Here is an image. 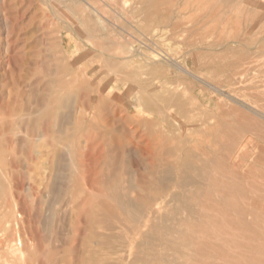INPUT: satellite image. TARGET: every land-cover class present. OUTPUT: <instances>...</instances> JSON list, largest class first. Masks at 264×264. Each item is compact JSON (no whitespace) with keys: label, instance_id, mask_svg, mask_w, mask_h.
<instances>
[{"label":"rangeland","instance_id":"obj_1","mask_svg":"<svg viewBox=\"0 0 264 264\" xmlns=\"http://www.w3.org/2000/svg\"><path fill=\"white\" fill-rule=\"evenodd\" d=\"M87 1L0 0V104H11L14 111L12 116L3 115V112H0V122L11 120L14 125L12 127H17L16 129L12 128V133H6L8 139L11 135L16 144H19L17 151L12 154L15 162L18 159L21 167H25L29 163L33 166L31 173L34 178H26L24 186L26 195L28 194L26 204L33 207L31 224H33L34 234L37 233L36 236H38L34 238L33 235H29L28 227L25 230L18 229V227L15 230L5 229L8 225L6 223L13 218L11 211L13 201L8 193L7 197L4 195L3 199L0 198V264H41L39 260L44 261L42 264H104L97 262L89 254L90 252L93 254L96 250L101 251L97 241L98 236L102 235L101 237H103L104 233H108L105 236H110L116 246L119 243L115 237L117 232H105V230L94 228L85 219L87 217L85 215H88L86 211L89 212L91 208L97 207L93 206L95 205L94 201L93 204L88 202L84 204L86 197L80 198L78 200L82 202L80 207L71 202L68 191L71 186L69 176L72 162L69 159L70 154L67 148L63 150L64 158H66L60 160L59 163L56 160L54 152L57 148L56 136L59 135L58 132H55V136L52 133H46L39 127V132L44 133L42 138L37 139V135L29 136L31 139V147H29L33 154V157L29 159L26 157V149L24 153L20 149L21 142L27 135L28 120L26 119L33 120L40 107L43 110L48 109L50 102L53 101L51 96L55 89V78L58 77L59 70L61 67L63 68L64 63L69 62V58H71L72 61L75 59L76 68L90 62L96 65V61L100 58L99 55L104 50L100 53L92 46V43L105 41L110 46L109 41L112 39L113 41L118 39L119 42L122 40V43L126 42V39L135 41V43H139L140 39H151L156 50L163 53V49H165L170 55L173 54V58L176 60L180 59L181 63L185 62L183 65L189 62L188 67L197 75H195L196 77L185 75L181 79V81L183 80L181 89L185 92L186 97L184 99H188V103L191 99L193 102L196 100L195 103L199 102L198 106L204 102L209 107L203 108V114H200L203 118L198 115L199 113H194L201 112L199 109L193 107L194 109L191 110L192 106L189 108L192 105L190 103L187 110L182 109L186 110L185 113L182 110L176 112L177 115L180 113V115H176L177 119L181 120L182 118L183 123L187 118L190 119V121L187 120V124L185 123L184 134L180 133L182 137L186 133H198V124L208 117L207 113H216V120L220 124L218 131H199L202 136L200 133L198 134L200 136L196 135L197 133L190 134L191 139L196 137L195 141H201L205 150L209 149L210 151H208V155L202 154V158L198 162L195 159L197 164L195 160L190 162V166L193 164L194 169L191 170L193 167H184L186 174L193 175V179H191L193 184H189L186 188L188 192L186 190L179 191L181 199L169 203L168 216L163 217L162 221L161 219L157 221L156 227L148 232L147 236L149 237H144V241L142 238H140L141 240L133 239L134 243L130 249L129 239L133 233L125 232L124 241L122 240L124 244L122 243L120 250L121 260H117L119 258L117 254L107 248L111 246L110 243V246L108 245L102 252L108 251V254L111 252L109 255H113L112 261L116 260L117 264H130V261L133 264L149 262V264H264V0H261L262 2L260 0H233L234 2L231 4H229V0H128L130 2L127 4L123 0ZM81 10L85 11V14H81ZM95 12L96 14H93ZM261 13L263 14L261 15ZM87 14L88 16H86ZM90 14L93 17L89 19ZM105 17L107 20L109 19L108 23ZM81 18H83V22ZM71 26L74 27L73 30L70 29ZM96 26L98 27L96 28ZM106 28L108 30H104ZM110 29H114V31L111 32ZM85 31L90 34L87 36ZM108 32L109 36H107ZM90 35H97L98 37H95L98 39L96 40ZM114 36H119V38ZM205 41L208 44L204 43ZM197 44H200V49ZM87 45L91 49H88ZM195 46L196 48H194ZM77 49L80 51H76ZM85 50H92L96 53L93 52L94 54L80 61L79 55L86 52ZM75 53L77 54L75 55ZM65 54L67 55L65 56ZM59 58L61 61L64 60V63L58 60ZM165 67L167 66L163 68L165 69ZM214 85L217 86V89ZM70 96L71 98H65L66 100L61 102L59 107V111L63 116H66L64 117L67 120L62 117L64 119L58 121L59 124L50 123L51 128L60 130V128L72 126L71 123L74 121L72 117L75 119L76 110L80 106L71 100L74 95ZM251 108L255 109V112ZM185 115L188 116L185 117ZM219 117L223 118L222 120L225 119L224 122L220 121ZM194 118L197 120L195 121ZM177 133H173V136L176 134L181 137ZM175 136L170 145L174 144L176 137L178 138ZM197 136L201 138L198 139ZM212 139L214 144H211L213 143ZM222 143L225 146L221 145ZM223 147L225 148L223 149ZM21 155L22 157H19ZM213 159L217 160L214 164ZM36 164L38 167L35 168ZM199 164H202L203 167ZM206 164H208V168ZM138 170L140 173H145L143 168H136L134 173L138 176L141 175ZM198 179L202 181V186ZM195 181L197 183H194ZM46 182L52 188L49 192L44 193L46 191L42 189L47 185ZM203 184L206 185V188ZM169 185L165 182L163 186L169 189L171 187ZM173 190L177 191V188ZM92 196L94 195L92 194ZM97 212L103 218L102 210ZM110 219L112 222H116L117 218L111 217ZM73 221L75 224L77 222V227H74ZM117 221L119 220L117 219ZM119 233H123V231L119 230ZM86 234L90 235V240L89 237H84L87 236ZM119 235L121 236V234ZM27 237H31V240L29 241ZM150 237L151 239H149ZM19 238L22 240L24 252H26V256L23 255V257L10 248V245L13 244L11 240L16 244ZM82 244L85 246L84 248ZM71 245H74L73 248ZM38 246L42 248L40 247V249ZM87 246H90L91 251ZM73 249L75 251H72ZM88 251L89 253H87ZM143 251H146L145 254ZM162 251L165 252L164 258ZM80 253H84L82 257ZM153 253L156 260L152 261ZM142 254L145 255V259ZM123 256L125 257L123 258ZM20 257L21 259H19ZM168 258L170 259L168 260Z\"/></svg>","mask_w":264,"mask_h":264},{"label":"bare ground","instance_id":"obj_2","mask_svg":"<svg viewBox=\"0 0 264 264\" xmlns=\"http://www.w3.org/2000/svg\"><path fill=\"white\" fill-rule=\"evenodd\" d=\"M85 1H87V0H85ZM229 1H230L229 4H231V2L233 3L236 0H234V1L229 0ZM239 1H241V0H239ZM123 2L127 4V2H130V1L123 0ZM77 3H79V2H77ZM243 3H246V2H243ZM229 4H227V5H229ZM237 4H235V5H237ZM256 6H257V4H256ZM122 7H123V5H122ZM125 7H126V5H125ZM93 8H95V6ZM259 10H262V9H259ZM98 11L100 12V10H98ZM96 12L93 14H96ZM134 12H131V13H134ZM82 13L85 14V11L82 12V10H81V14ZM263 13H261V15ZM84 16H83V18H84ZM86 16H88V14ZM91 17H93V16L91 15L89 17V19ZM95 17H97V16H95ZM83 18H81V21L83 20ZM98 18H100V17H98ZM105 19H106V17H105ZM108 20L106 21L107 23H108ZM110 21H111V19H110ZM92 22H90V23H92ZM97 27L98 26H96V28ZM109 27L112 28V26H110V25H109ZM72 28L74 29V27L71 26L70 29H72ZM89 28L90 27H88V29ZM104 28H105V26H104ZM88 29H87V31H88ZM75 30L78 31L76 28H75ZM84 30H85V28H84ZM102 30H103V26H102ZM104 30H108V29L106 28ZM92 31L94 32V30H92ZM97 31H98V29H97ZM112 31H114V29H112L111 32ZM89 34L87 33V36ZM96 34L98 35V33H96ZM113 34H115V33L113 32ZM76 35H78V33H76ZM97 35H95V36H97ZM102 35H105V34H102ZM123 35H124V32H123ZM90 36L95 37L93 35H90ZM98 36H100V35H98ZM107 36H109V32H108ZM107 36H106V38H107ZM70 37H72V36H70ZM85 37H86V35H85ZM114 37L119 38V36H114ZM123 37H125V36H123ZM97 39L98 38H96V40ZM136 39L138 40V38H136ZM117 40L116 39L114 41H113V39L110 41L108 40L110 43V46H109V44L107 45V42H105V41H103V42L97 41L96 43H94L95 41L93 42L91 40L94 43V44L92 43V46H94L95 49H98V51H100V53L102 50L109 52V53H105L104 51H102L103 52L102 54H100L98 52L100 54V55L98 54L100 58L96 61V63H97L96 65H94V63L90 62L85 66L81 65V66H78L76 68V64L74 63L75 59H74V61H72L71 58H69V62H67V63H64L63 62L64 60L61 61L60 60L61 58L58 59L64 63V66H63V68L62 67L60 68L59 75L57 78H55L56 79V82H54L55 83L54 84L55 89H54L53 95L51 96V97H53V101L50 100L51 101L50 106L47 107L48 108L47 110L40 109L41 108L40 107L37 115L34 117L33 120L30 118L26 119V120H28L27 135H26V138H23L24 140H22L21 146H20L22 153H24V150L26 149V157H28V159H29V158L33 157L32 156L33 155L32 150H30L31 139L29 138V136H36L37 135V139H39V138H42L44 135V133L39 132V130H40L39 127L44 129V131L46 133H50V134L52 133L53 135H55V132L59 133V135L58 134H57V136L55 135L56 139H57V148L55 149L54 154L56 156V160L59 163V161L60 160L62 161L64 158V151H63L64 148H67L69 151V154H70L69 159L72 162V169L70 171V176H69V180L71 181V186H70V189L68 192H69V197H70L71 202H74L75 206H77V204L79 206L80 203H82V202L81 201L79 202L78 200L80 198H83V197L84 198L86 197L85 200L83 199L85 201L84 204L85 203L87 204V202L93 204V201H94L95 205H93V206H97V207L91 208L89 210V212L86 211L88 213V215L85 213L86 214L85 217L87 216L85 219H87V221L94 228L102 229L103 231L105 230V232L106 231L112 232V233L117 232V233H115V237H116L117 241L119 242L117 244V246H116V243L114 242V240L110 239L111 238L110 236H105L108 233L107 234L104 233L105 235L103 237H101L102 235L101 236L99 235L98 236L99 239L96 238L98 243H99V246L101 248V251H98V250L94 251L93 250L94 251L93 254L91 252L89 253V251L87 252V253L92 255V258L94 260H96L97 262L104 263V264L105 263L117 264L116 260L112 261L113 255L112 256L109 255L111 252L108 254L107 253L108 251L104 253V252H102V250H104L108 245L110 246V244H111V246L107 247V248H109L110 251H112L113 253L117 254V256L119 258L118 259L116 257L115 258L117 260H119L120 259V252H121L120 251L121 245L124 244L123 243V241H124L123 237L125 235L124 234L125 232L129 231V233L130 232L133 233V236L132 237L130 236L131 238L129 239L130 240V246H129L130 249L134 243L133 239H140V238L143 239L144 237H149V236H147V234L149 231H151L153 228L156 227L157 221L160 219L162 221L163 217H166V215L168 214L169 203H171L172 201H178L179 199H181V198H179L180 197L179 191H181V190L185 191L186 188L189 186V184L192 183L193 180H191V179H193L192 178L193 175L190 174V175H192V176H190L188 173L186 174L185 173L186 171H184V169L187 167H189V168L193 167L194 166L193 164H192L193 166L192 165L190 166L191 161L197 159V162H198V160H200V158H202V156H201L202 154L208 155V151H210L209 149H208V151L205 150L201 141L196 142L195 141L196 137H194L195 139L192 138L194 140H192L190 138V134H193V133L196 134L197 132L196 133L195 132L186 133V135H184L182 137L181 134H184L183 129L185 128V123L187 122V120L189 118H187V120L184 119V120H186L185 123L182 122V120H183L182 118H181V120L179 119L180 121L177 119V116L180 115V113L177 115L176 112H180L184 108L186 109L187 106L189 105V103L192 104L189 106V108L192 106L190 108L191 110L194 107L195 109H199L202 112V113L201 112H194L197 114L199 113L198 115L203 114V108L204 107L205 108L209 107V105L204 103V102H202L201 105L198 106L199 102L195 103L196 100L193 102L192 101L193 99H191L190 102L188 103V99H186V100L184 99L186 97L184 94L185 92L182 91V89H181V84L183 82V80L181 81V79L185 75H194V77H196L195 75H197L195 72L191 71V69L188 67L189 62L186 65H183V63H185V62H183V60H182L183 63H181L180 59L176 60V58H173L174 55L171 54V55H173V56H171L167 51H165V49H163V53L159 50H156L154 43L151 39H143V40L140 39L139 43L136 42L138 45L135 43V41H132V40L127 41V39H126V42L124 41L123 43L121 42L122 40H120V42ZM200 43H202V42H200ZM204 43H206V41ZM206 44H208V43H206ZM83 45H84V43H83ZM199 45L200 44H197L198 47H199ZM85 47H84V49H85ZM87 47H88V45H87ZM68 48H69V46H68ZM194 48H196V46ZM79 49H77L76 51H78ZM88 49H91V48L88 47ZM171 49H172V47H171ZM199 49H200V47H199ZM93 52H92V50H87L83 54L79 55L80 61L83 60L84 58L90 56L91 54L96 53V52H94V53ZM207 53L209 54V52H207ZM76 54L77 53H75V55ZM63 55H64V53H63ZM66 55L67 54H65V56ZM175 55H177V54H175ZM92 56H94V55H92ZM69 57H71V55H69ZM184 59H185V56H184ZM66 60H68V59H66ZM179 60H180V62H179ZM63 63H61V64H63ZM164 66H167V67H165V69H164L163 68ZM214 87L217 89L216 85H214ZM71 94L74 95V96H72L73 99H71V100H73V102L77 103L80 106L79 109L76 108L77 109L76 110L77 115L75 116V119H74V117H72L74 120L71 123L72 126L69 128H65L63 126L64 128L63 129L60 128V130H57L55 128L54 129L51 128L50 123L54 122V124L56 125V123H58V121H60L66 117L65 115H64L65 116L64 117L63 114H61V112L59 111V109H60L59 107L61 106V102L65 101L66 99H69V97L71 98V96H70ZM126 100H128V101H126ZM16 103H17V101H16ZM20 104H19V106H20ZM22 107H24V106H22ZM45 107H46V105H45ZM14 108H15V106H14ZM248 108L250 109V107H248ZM20 109L22 110L21 107H20ZM246 109H247V107H246ZM251 109H253V108H251ZM254 110L255 109H253V111ZM15 111H16V109H15ZM183 111L184 110H182V112ZM185 111H184V113H185ZM253 111H251V112H253ZM0 112H3V115H11L12 116L14 111L12 109L11 104H6V103L2 104L1 103L0 104ZM257 112H258V110H257ZM258 113H260V112H258ZM215 114L207 113L208 117H206L207 116L206 115L205 116L206 119L201 120V122L198 124V133L196 135H198L200 133L199 131L203 132V131H211V130L212 131H214V130L218 131L219 130L218 128H219L220 123H218V121L216 120ZM186 116H188V115H185V117ZM62 117H64V118H62ZM67 118H68V116H67ZM201 118H203V117L201 116ZM222 119L223 118L219 117L220 121ZM196 120L197 119H195V121ZM224 120H222V121L224 122ZM34 121H37L38 124H37V122H34ZM189 121H190V119H189ZM189 121H188V123H189ZM195 121H194V123H195ZM226 122H228V121H226ZM232 125H234V124H232ZM12 126H14V125H12L11 120H9L8 122H7V120L6 121L2 120L0 122V198L3 199L4 195L7 197V193H8L9 197L13 201V205L11 206L13 218H12V220H10L6 223L8 225L6 226L5 229L6 230H9V229L15 230L16 227H18V229L23 228L25 230L28 227V232L30 233L29 235H33V237L35 238L38 236H36L37 233L34 234L35 231H34V228L32 227L33 224H31L32 217H33V214L31 215V210L33 209V207H29L26 204V197H28V194L26 195V192H25L26 187L24 186V183H25L24 180L26 178H28V177L30 179L34 178V177H32L33 175L31 173L33 166H31L30 163L29 164L27 163L28 165L25 166L26 167V170H25V167H21V165L19 164L18 159L15 162L12 154L15 151H17L19 144H16V142L14 141L15 139L11 138V135H9V139H8L7 134H6L7 132L12 133V130L17 128V127L13 128ZM58 127H60V126H58ZM186 127H188V126L186 125ZM186 129H188V128H186ZM175 130H176V132L179 133V135H181V137L175 134L176 136H178V138H177L174 135L176 137V141L174 142L175 145L174 144L170 145L171 143H173V140L175 139V138H173L174 137L173 133H176V132H174ZM185 131L187 132V130H185ZM191 131H192V129H191ZM188 132H190V131L188 130ZM198 136H200V135H198ZM198 136H197L198 139L201 138ZM201 136H202V134H201ZM211 136H212V134H211ZM212 141H213V139H212ZM215 142H217V141H215ZM242 142H244V141H242ZM211 144H214V141ZM221 145H223V143ZM206 146L208 147L207 144H206ZM223 146H225V145H223ZM224 148L225 147H223V149ZM211 151H214V150H211ZM215 152H217V151H215ZM244 153H245V151H244ZM211 154H212V152H211ZM19 157H22V155ZM203 159H204V157H203ZM216 161H217L216 159H213V164L216 163ZM205 162H207V161H205ZM195 163H196V160H195ZM231 164H232V162H231ZM36 165L34 166L35 168L38 167V165L37 166ZM206 165H207L206 167L208 168V164H206ZM22 166H24V165H22ZM200 166H202V164ZM13 167H15L16 169H14ZM136 168L137 169L143 168V170H145V173H143V172L140 173V171L138 170L139 174H141L138 176L136 173H134V172H136L135 171ZM52 169H53V167H52ZM192 169H194V167L191 168V170ZM204 169H205V167H204ZM52 172H54V171L52 170ZM50 173H51V171H50ZM199 173L200 172L198 171V174ZM39 174H37V175H39ZM197 181H195L194 183H197ZM200 181L201 180H199V182ZM165 182L170 184L169 186H171V187L169 189L164 188L163 185ZM46 184H47V182H46ZM201 184H202V181L200 182V185ZM205 184H207V183H205ZM205 184H203L204 187L206 186ZM50 188H52L51 185L47 184L43 187L42 190L46 191L44 193H47L51 190ZM174 188L175 189L177 188V191L173 190ZM210 188H212V187H210ZM92 194L94 196L91 197ZM184 203H186V202H184ZM98 210H102L103 218L100 215H98L99 214L97 212ZM82 211H84V210H82ZM171 212L173 213V211H171ZM37 214H39V213L37 212ZM66 214H67V212H66ZM193 214H192V217L194 216ZM173 215H172V217H173ZM95 216H99L101 218H96ZM111 217H116L119 221H117V219H116V222L115 221L112 222L110 219ZM178 217H180V216H178ZM169 218L171 219V217H169ZM176 219H177V217H176ZM172 221H173V219H172ZM179 221L183 222L180 219H179ZM73 223H74V221H73ZM76 224H77V222H76ZM76 224L74 225V227L76 226ZM167 224H168V222H167ZM26 225H28V226H26ZM164 228H166V227H164ZM23 229H22V231H23ZM116 230L123 231V233H119V234H121V236L118 234V231H116ZM36 231H37V229H36ZM78 232H79V230H78ZM89 236L87 235L84 237H89ZM19 237H20V235H19ZM91 237H92V235H91ZM151 237L149 239H151ZM27 238H29V237H27ZM30 238L28 239L29 241L31 240ZM92 238H94V237H92ZM106 238H107V240H106ZM89 240H90V237H89ZM35 241H37V240H35ZM143 241H144V239H143ZM153 241H154V239H153ZM94 242H95V240H94ZM125 242L127 244V241H125ZM11 243H13V244L10 245V248H12V250L15 253L18 252L19 255L23 257V255H25L26 252H24L22 240L20 238L17 239L16 244L11 240ZM84 243H86V241ZM98 243H97V245H98ZM146 243H148V242H146ZM37 244H34V245H37ZM83 244H82V247L84 248L85 246ZM160 244H161V242H160ZM72 246H74V245H71V247ZM38 247L40 248L41 246H38ZM87 247H86V249H87ZM171 247H173V246H171ZM171 247H170V249H171ZM124 248L125 247H123V249ZM80 249L81 248H79V250ZM153 249H155V248H153ZM162 249H163V247H162ZM124 250H126V249H124ZM166 250H168V249H166ZM72 251H75V250L73 249ZM83 251H84V249H83ZM90 251H91V249H90ZM143 252L145 254L146 251H143ZM123 253H124V251H123ZM155 253H157V252H155ZM164 253L165 252H163V256H162L163 258H164ZM11 254H13V253H11ZM83 254L84 253L81 254V257ZM89 254H86V255H89ZM144 254H142L143 259H145ZM147 254H149V253H147ZM137 255H139V254H137ZM169 255H173V254H169ZM146 256H148V255H146ZM152 256H153V258L151 260L152 261L156 260V259H154L155 258L154 253ZM17 257H19V256H17ZM58 257H59V254H58ZM78 257H76V258H78ZM124 257L125 256H123V258ZM157 257H158V255H157ZM86 258H87V256H86ZM141 258H140V260H141ZM171 258H172V256H171ZM19 259H21V257ZM40 259H43V258H40ZM169 259L170 258H168V260ZM44 260H45V258H44ZM61 260L62 261L64 260L63 257L61 258ZM70 260H72V259H70ZM78 260H79V258H78ZM132 260H133V258H132ZM36 261L38 262V260H36ZM42 261L43 260H39V262H41V264H42ZM129 261H130V259H129ZM133 261L135 263H137L135 260H133ZM139 261H138V263H139ZM82 262H83V260H82ZM145 262H146V260H145ZM71 263H72V261H71ZM86 263H88V262H86ZM127 263H128V261H127ZM131 263L132 262L130 261V264ZM149 263H147V264H149ZM7 264H12V263H7ZM26 264H28V263H26Z\"/></svg>","mask_w":264,"mask_h":264}]
</instances>
